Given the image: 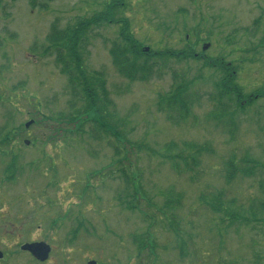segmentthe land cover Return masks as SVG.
Instances as JSON below:
<instances>
[{
    "label": "rangeland",
    "instance_id": "rangeland-1",
    "mask_svg": "<svg viewBox=\"0 0 264 264\" xmlns=\"http://www.w3.org/2000/svg\"><path fill=\"white\" fill-rule=\"evenodd\" d=\"M110 1L0 0V135L14 134L0 145V264H264V0H122L80 48L85 69L107 82L111 130L99 125L105 115L79 132L83 100L50 34L66 35ZM118 20L141 51L200 56L154 59L147 81L130 80L111 55ZM222 61L230 90L250 104L232 92L224 109L211 99L225 78L212 63ZM180 77L192 96L182 121L166 104ZM202 145L211 151L198 154ZM13 160L21 169L9 179ZM41 242L52 250L43 263L21 250Z\"/></svg>",
    "mask_w": 264,
    "mask_h": 264
},
{
    "label": "trees",
    "instance_id": "trees-1",
    "mask_svg": "<svg viewBox=\"0 0 264 264\" xmlns=\"http://www.w3.org/2000/svg\"><path fill=\"white\" fill-rule=\"evenodd\" d=\"M109 3L110 4L107 3L106 9L103 10V12L94 14L87 20H81L80 23L76 26L75 30L69 29L66 35L60 34V32L57 31L50 34L51 42L48 43V47L50 50L51 48H54L58 52L56 53V60L60 64H63V72L68 77L69 85L73 86V90H77V97L80 100H83V109L76 114V124L79 122L76 128L79 132H82V129L84 128V126L81 124L83 120L87 119V124L98 123L100 118L102 119L105 115H107L108 118L99 125L100 127H104L105 133H109L111 130V126L109 125L108 120L111 118L110 116L112 115L109 110V108L112 106V103L108 98L106 84L107 82H105V80L103 79L102 72L96 71L95 73H92L88 72L85 69V59L83 57L84 55L80 52V48L86 46L85 33L90 34L94 29L99 28L105 25L107 22L112 21L115 13H117L118 10L123 9L125 5L124 1L122 0H111ZM116 22H119L122 30V33H120L121 43H113L111 55L114 58V65L117 67L119 74L126 78H130V80L140 79L147 81L149 79V75H152L151 70L155 65V62L151 63V61L154 59H174L181 62V59H197V57L200 56L195 53L192 54V52H176L171 49L165 50L164 53L162 52V54L155 53L152 50L148 54H144L143 51H141L140 47L131 41V38L128 36L129 31L127 32L126 28L123 26L125 24L124 21L118 20ZM83 36L84 40L82 41ZM68 40H72L73 44L71 46L68 45ZM142 57L144 58V61H142ZM212 64L214 66L216 64L220 65L219 69L223 70L225 78L224 80H221V82L217 85L218 93L216 95H213L211 99L213 101H219L220 104L218 105L221 106L222 109H224L223 99L228 97L230 92H232L236 94V97L239 99V101H244L245 104H250V97H248L247 99H242V97H244L242 89L239 90V88H236L235 90H230L231 87L229 86L232 82L231 79H233V76L230 74L234 73L231 72V70L229 69V65L227 66V68H225L223 61L222 63L213 62ZM179 79L181 81H179V83L176 84V87L168 93L170 98L168 99V101L166 100V104L167 108H170V110L176 111V109H178L180 113V115L178 116V120L182 121L187 119L190 115L189 112L192 106V96H188V82L181 77ZM79 92L81 94V97L79 95ZM164 103L165 101L161 99L160 104L163 105ZM91 111H93L94 114L96 111L98 112V114L91 115ZM222 113L223 112H220L217 115L218 121H221V119H223V117L225 116V114L223 113L222 115ZM96 116H98V118ZM94 133L96 134L95 131ZM0 137V145L7 146L11 145V141L12 139H14V134H10L9 132L5 136L0 135ZM193 145L194 144H192L191 147H193ZM168 146H170L171 148H175L174 145ZM171 148H168V150H172ZM210 151L211 148L209 145H202V147L197 148L198 154L209 153ZM168 157L171 160L173 159L172 155ZM179 159H183L186 161V158L183 157H180ZM192 160L193 161L191 163L193 164V166L198 167V160L196 158L193 159V157ZM17 165L18 164L16 160H13L10 166L6 168L5 173L9 174V179L12 178V175H14L16 171L21 169V167L18 168ZM174 167L175 169H179L178 165ZM248 167L249 169H243L241 171L243 172L244 177L253 175V171L255 170V168L252 166L250 167V165H248ZM237 171L238 169L236 163L233 160L230 161L227 165L228 180L232 179V176H234L235 173L237 174ZM168 204L172 206L174 202L170 200ZM242 221L247 224L251 223V219L246 217H244ZM141 247L143 246L141 245Z\"/></svg>",
    "mask_w": 264,
    "mask_h": 264
},
{
    "label": "water",
    "instance_id": "water-1",
    "mask_svg": "<svg viewBox=\"0 0 264 264\" xmlns=\"http://www.w3.org/2000/svg\"><path fill=\"white\" fill-rule=\"evenodd\" d=\"M209 46L207 45L204 50L208 49ZM146 52L149 51V49H145ZM33 122H30L26 124V128L28 129ZM30 142L26 141L25 145H29ZM22 251L30 253L34 259H36L39 262H45L49 259L50 253H51V247L47 244L41 242V243H33V244H25L21 248ZM2 253H0V259H2ZM88 264H97L95 261H91Z\"/></svg>",
    "mask_w": 264,
    "mask_h": 264
},
{
    "label": "bare ground",
    "instance_id": "bare-ground-1",
    "mask_svg": "<svg viewBox=\"0 0 264 264\" xmlns=\"http://www.w3.org/2000/svg\"><path fill=\"white\" fill-rule=\"evenodd\" d=\"M147 48L149 49V51H148V52H146V51H145V49H147ZM142 51H143V53H144V54H148V53H149L151 50H150V48H149V47H145V48H144Z\"/></svg>",
    "mask_w": 264,
    "mask_h": 264
},
{
    "label": "flooded vegetation",
    "instance_id": "flooded-vegetation-1",
    "mask_svg": "<svg viewBox=\"0 0 264 264\" xmlns=\"http://www.w3.org/2000/svg\"><path fill=\"white\" fill-rule=\"evenodd\" d=\"M259 97V96H258Z\"/></svg>",
    "mask_w": 264,
    "mask_h": 264
}]
</instances>
